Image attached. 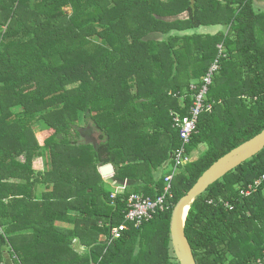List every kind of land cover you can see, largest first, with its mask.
Instances as JSON below:
<instances>
[{"label":"trees","instance_id":"16d2710c","mask_svg":"<svg viewBox=\"0 0 264 264\" xmlns=\"http://www.w3.org/2000/svg\"><path fill=\"white\" fill-rule=\"evenodd\" d=\"M212 25L228 30L199 32ZM217 58L212 109L187 145L188 156L203 143L206 151L179 167L168 210L139 227L127 222L110 240L132 192L163 194L172 172H156L181 146L173 115H189L190 84L200 86ZM86 119L99 141L81 142ZM36 127L48 131L43 145ZM262 130L264 11L255 0H0V262L180 264L171 256L174 207ZM37 156L45 172L33 170ZM108 163L114 180L128 182L115 199L100 172ZM263 173L264 148L193 202L185 231L197 264L264 259V181L240 194ZM39 183L47 191L34 199ZM22 230L30 233L15 234Z\"/></svg>","mask_w":264,"mask_h":264},{"label":"built area","instance_id":"2783aa9c","mask_svg":"<svg viewBox=\"0 0 264 264\" xmlns=\"http://www.w3.org/2000/svg\"><path fill=\"white\" fill-rule=\"evenodd\" d=\"M221 52L222 46H220L219 54H221ZM219 70L220 62L219 58H217L212 63L208 72L202 77V84L200 86H198L197 83L190 85L192 91V104L189 109V115L181 116L179 113L173 115L174 125L179 130L181 146L175 150L172 173L166 177V186L164 187L163 194L156 198H151L144 194L132 192L128 197V208L125 215V221L120 225L111 228L110 240L120 238L128 223L133 224L135 227H139L145 221L152 219L156 213L166 211L170 208V204L167 202V197H172V179L178 172L180 166L192 161L191 157L187 154V145L190 143L192 136L198 131L200 116L204 112L212 109V104L207 102V97L210 86L213 84L214 78ZM263 181L264 173L253 184H250L246 189H242L240 194L243 196L251 194L252 191ZM122 189L124 191L125 187H122ZM117 194V192H113L111 198L115 199ZM258 264H264V259H259Z\"/></svg>","mask_w":264,"mask_h":264},{"label":"water","instance_id":"95a60500","mask_svg":"<svg viewBox=\"0 0 264 264\" xmlns=\"http://www.w3.org/2000/svg\"><path fill=\"white\" fill-rule=\"evenodd\" d=\"M264 148V130L242 143L214 162L199 177L193 187L178 201L173 209L170 234L175 255L180 264H197L185 224L188 212L193 202L203 194L213 183L224 177L228 172L252 158ZM103 176L115 173L114 165L108 163L100 168Z\"/></svg>","mask_w":264,"mask_h":264},{"label":"crops","instance_id":"0c3cea01","mask_svg":"<svg viewBox=\"0 0 264 264\" xmlns=\"http://www.w3.org/2000/svg\"><path fill=\"white\" fill-rule=\"evenodd\" d=\"M260 5L262 8L264 7V0H255V7L257 6V5ZM228 30V29H227ZM226 30V27L225 26H223V25H212V26H202V27H200L199 28V32L200 33H203V34H216V33H219V32H225V31H227ZM219 45H222V44H219ZM37 138H38V141H39V143L41 144V145H43L44 143H45V138H46V136L45 137H43V139L41 138V134H40V136H38V133H37ZM90 141H92V140H90ZM204 145H205V143H203ZM203 144H201V145H203ZM200 146V145H199ZM198 146V147H199ZM198 147L197 148H195L193 151H192V153H191V159L192 160H194V159H196L197 157L195 156V153H196V150L198 149ZM205 147V146H204ZM207 147H208V145L206 144V147L204 148V151L203 152H205L206 151V149H207ZM199 157V156H198ZM19 162H21V163H24L25 161H26V154L24 153L23 155H21L18 159H17ZM33 166H32V168H33V170L35 171V172H37V173H39V172H45V169H46V164H45V157L44 156H37V157H34V159H33ZM102 167V166H101ZM100 167V168H101ZM115 168V167H114ZM172 169H173V164L171 163V162H168V163H166L164 166H162V167H160L159 168V170H158V172H156V179H159L161 176H163V174L164 175H167L168 173H170V171L172 172ZM115 174V173H114ZM113 174V175H114ZM102 175V174H101ZM102 177L105 179V181H106V183L108 184V186L110 187V188H114V189H116L117 187H125V189L127 188V184H128V182L127 181H123V183H119V182H117L116 180H114V176H112V178H110V177H108V178H106L105 176H103L102 175ZM10 182H15V183H24V180H22V179H14V178H12V179H10ZM111 189V190H112ZM124 189V190H125ZM35 191H34V199H36V198H40V199H42V197H43V195H44V193L47 191V189H46V186L43 184V183H39L38 185H36V188L34 189ZM110 190V191H111ZM117 190V189H116ZM124 192V191H123ZM113 193V192H112ZM63 222V221H62ZM65 225H67L66 223H63V224H61V226H63V227H66ZM70 225V224H69ZM69 227V226H68ZM3 230V228L2 227H0V231H2ZM30 232L29 231H27V230H22V231H17L15 234H19V235H21V234H23V235H28ZM77 245H78V247L80 248V249H82L83 247L81 246V245H79L78 243H77Z\"/></svg>","mask_w":264,"mask_h":264},{"label":"rangeland","instance_id":"374dc122","mask_svg":"<svg viewBox=\"0 0 264 264\" xmlns=\"http://www.w3.org/2000/svg\"><path fill=\"white\" fill-rule=\"evenodd\" d=\"M256 9L257 10H262V11H264V7L262 8L259 4L256 6ZM220 46H222V45H220ZM193 83H196V81L195 82H192L191 84H193ZM190 84V85H191ZM180 101L181 102H183V99H180ZM82 126L85 128L84 129V137H86V138H88V139H86V140H84L83 138H81L80 140H81V142H85V141H88V140H92V141H95V142H97V141H99V139L97 138L98 137V134H99V131L95 128V127H93V125H92V122L90 121V120H85V121H83V123H82ZM38 133V136H40V134H41V138L43 139V137H45V136H47L48 135V131H46V130H44V129H42V128H40V127H36V134ZM206 147V144L204 145H200L199 147H198V149L196 150V153H195V156L196 157H198V156H200L202 153H203V151H204V148ZM112 176H114V175H106L105 177L106 178H108V177H110V178H112ZM108 185V184H107ZM110 190L112 189V188H110L109 186H107ZM118 191H117V190ZM116 189H112L111 191L112 192H117V193H122V191H123V189L121 188V187H117ZM59 223H60V225L61 224H63V223H66L67 225H65V226H70L69 225V222H60L59 221ZM83 250H84V247H83ZM171 256L174 258V262L176 261V259H177V257H176V255H175V252H174V249H173V246H172V249H171ZM178 260V259H177ZM0 264H5L4 262H0ZM13 264V263H12Z\"/></svg>","mask_w":264,"mask_h":264}]
</instances>
